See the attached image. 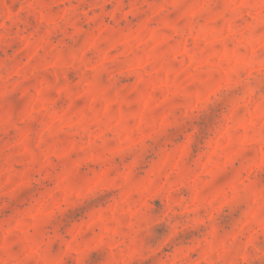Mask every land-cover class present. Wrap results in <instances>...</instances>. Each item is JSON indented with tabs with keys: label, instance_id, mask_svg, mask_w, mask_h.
<instances>
[{
	"label": "rangeland",
	"instance_id": "rangeland-1",
	"mask_svg": "<svg viewBox=\"0 0 264 264\" xmlns=\"http://www.w3.org/2000/svg\"><path fill=\"white\" fill-rule=\"evenodd\" d=\"M0 264H264V0H0Z\"/></svg>",
	"mask_w": 264,
	"mask_h": 264
}]
</instances>
